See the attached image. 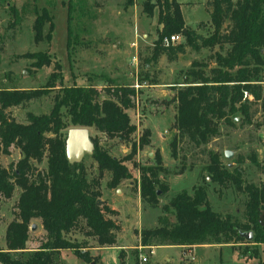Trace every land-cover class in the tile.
I'll use <instances>...</instances> for the list:
<instances>
[{
	"label": "trees",
	"instance_id": "1",
	"mask_svg": "<svg viewBox=\"0 0 264 264\" xmlns=\"http://www.w3.org/2000/svg\"><path fill=\"white\" fill-rule=\"evenodd\" d=\"M2 2L16 17L12 24L17 23L18 11L11 0ZM132 2L125 1L128 4ZM66 3V45L70 55L78 43L71 21L74 14H83L86 0H67ZM209 5L212 29L208 36H203L185 24L181 4L177 0L143 2V11L149 16L158 7L157 22L160 27L152 59L164 54L173 61L187 45L196 50L200 47L213 49L215 46L219 49L214 52V65L208 71L203 69L204 64L193 61L185 71L184 80L175 84L172 125L176 133L170 141L174 158L179 157L178 150H182L180 143L184 140L201 146L220 134L221 124L234 127L251 123V106L256 101H261L264 111V0H209ZM34 12V42H50L54 26L52 14L46 7L35 8ZM46 24L48 27L45 29ZM177 33L185 38V42L162 45L164 36ZM24 56L33 59L32 66L36 68L52 62L46 51L27 52ZM55 69L43 88L0 89V152L8 154L10 147L16 146L21 153L9 168L0 165V195L10 198L16 186L21 189L16 217L5 229L6 247L0 249V264H68L61 259L63 250L72 251L89 264H101L97 261L98 256H92L87 248L115 245L121 227L110 216L118 214L116 210L106 202L96 204L102 194L100 180L108 173L106 186L119 187L123 180L130 178L125 161L133 158L137 148L150 144L151 132L146 128L138 142L132 143L130 154L120 159L99 146L96 137L92 138L94 150L90 156L96 162L97 176L88 179L83 161L70 163L66 157L65 130L93 127L109 138L128 141L135 126L130 122L127 110L132 106L135 90L132 84H119L108 79L110 85L105 91L112 97L97 101L99 90L95 85H62L60 65L56 64ZM57 80L60 82L59 90L47 113L27 112V123H19L8 114V108L47 94ZM243 90H247L251 98L243 100ZM236 117L238 121L234 120ZM258 125L264 126V116ZM183 152L182 158H185L187 151ZM207 154L208 162L199 172L203 183L194 184L191 191L177 192L162 206L163 210L173 215L174 220L170 222L168 216L162 214L155 226L141 229L139 235L143 247L151 250L157 245L264 244V224L260 220L262 215L264 221V182L244 179V170L240 166L244 158L241 155L238 156V165L229 167L222 162L219 152L208 150ZM43 156L46 157L45 170L34 173L32 161H40ZM249 159L259 165L254 153ZM156 160L157 164L139 168L140 200L151 206L158 204V191L167 190V184L161 181L159 174L167 173L168 169L161 164L159 154ZM202 171L206 174L203 175ZM210 183L233 187L246 195L242 220L229 214L222 215L212 207L208 199ZM217 190L220 192V189ZM33 218L41 220L45 237L35 249L28 250L26 242ZM79 225L80 228L84 226V232L74 234L72 229ZM249 230L253 232V238L245 241L239 231ZM88 238H93L94 242L88 244ZM252 251L253 257L258 256L257 248ZM119 260V264H125L122 250Z\"/></svg>",
	"mask_w": 264,
	"mask_h": 264
},
{
	"label": "rangeland",
	"instance_id": "2",
	"mask_svg": "<svg viewBox=\"0 0 264 264\" xmlns=\"http://www.w3.org/2000/svg\"><path fill=\"white\" fill-rule=\"evenodd\" d=\"M137 1L139 2L137 13L134 14V6H131V10L127 9L130 6L125 5V0H86L83 14H74L71 21L78 43L68 55L67 0H11L19 16L15 24H12L16 19L15 15L8 5L0 0V89L43 88L50 74L56 70V64L60 65L62 85L93 84L99 90L97 101L112 97L105 91L110 85L108 79L119 84H132L134 79L141 78L147 82L148 86L143 87L136 97H132V106L127 110L130 122L135 126L128 141L109 138L93 127L88 128L91 139L96 137L99 146L120 159L130 154L132 143L138 142L144 129L148 128L151 132L152 143L141 149L137 148L133 158L125 161L130 171V178L123 180L117 188H109L106 186L109 174L105 173L99 184L102 190L100 198L108 201L116 209L119 208L122 213L121 220H118V214L110 216L115 217L120 226L126 223L124 231L120 233V236L122 233L123 236L119 242L128 246L140 244L138 238L140 230L155 226L158 216L164 214L168 216L170 222L174 220L173 215L163 210L162 206L177 192L191 191L194 184L203 183L199 172L208 162V150L219 152L222 155V162L229 167L238 165V156L241 155L244 158L240 164L244 170V179L255 183L264 182V126L258 125L264 116V111L260 100L251 106V123L238 124L234 127L221 124L220 134L212 137L207 144L194 146L184 140L180 143L182 150H178L179 157H172L170 141L176 133L172 125L175 114V103L172 101L177 86L175 84L184 80L185 71L193 61L204 64L203 69L208 71L214 65L212 58L214 52L219 49L215 46L213 49L200 47L196 50L187 45L184 52L178 54L173 61L164 54L152 59L157 29L160 27L157 22L158 7L156 6L153 15L149 16L143 11V2L140 3L142 0ZM177 1L182 4L186 25L197 33L208 36L212 29L209 0ZM41 7L48 8L53 16L54 26L50 42L35 43L32 29L34 10ZM47 27L48 24L45 29ZM180 42H185L183 36ZM71 44L72 48L73 42ZM36 51L48 52L52 59L51 64L41 68L32 66L33 59L25 57L24 54ZM59 86L60 82L57 80L56 85L47 94L8 108V114L19 123H27V112L47 113L54 103V96ZM234 120L239 119L236 117ZM9 150L8 154L0 152V165L7 168L14 165L21 155L16 146H11ZM183 150L187 151L185 158H182ZM226 150L232 152L229 159L224 155ZM252 153L258 161L257 166L249 159ZM158 154L161 164L168 169L167 173L159 174L161 181L167 184V190L158 191V204L151 206L148 202L140 200L139 168L157 164ZM82 161L88 179L95 178L96 162L90 154H85ZM32 165L34 173L43 172L46 168V157L43 156L40 161H32ZM202 174L205 175L206 172L202 171ZM217 189H220V192ZM20 191L21 189L16 186L10 198L0 195V249L5 247L3 243L6 226L16 217V204ZM245 197L244 193L236 191L233 187L208 184V199L212 207L222 215L229 214L234 219L242 220ZM260 220L261 224H264L262 217ZM40 223L39 218L31 220L27 249H35L44 240L45 231L40 227ZM32 224H35L34 230L31 229ZM72 232L81 235L84 226L80 228L79 225L73 228ZM125 233H129L127 242ZM87 242L92 244L94 239L88 238ZM254 247L258 250L256 257H253ZM125 250L123 251L125 264H149L152 254L147 247H129ZM188 252L198 257V264H264V244L254 245L252 242L198 250L189 248L180 250L175 246H161L156 249V256L163 264H186L185 254ZM25 254L24 252L23 255ZM144 255L147 257V262L141 263V256ZM167 257L171 259L169 262L165 261ZM64 258L68 264L83 263V260L72 252L67 253ZM107 259L109 262L113 261L111 252L107 253Z\"/></svg>",
	"mask_w": 264,
	"mask_h": 264
},
{
	"label": "crops",
	"instance_id": "3",
	"mask_svg": "<svg viewBox=\"0 0 264 264\" xmlns=\"http://www.w3.org/2000/svg\"><path fill=\"white\" fill-rule=\"evenodd\" d=\"M126 1V0H125ZM145 0H142L140 3H142V2H144ZM179 2V1H178ZM125 3V2H124ZM137 4H139V2L137 1V0H133V2L131 3V4H128V3H125V5H127V6H130V7H128L127 9H132V7L131 6H134V8H133V10H134V14L135 13H137ZM180 4H181V2H180ZM129 11V10H128ZM181 11H182V4H181ZM182 15H183V13H182ZM184 18V17H183ZM186 24V23H185ZM129 76V75H128ZM135 80V79H134ZM133 80V81H134ZM152 142H150V144H151ZM104 202H106L105 200H104ZM106 204L110 207V208H112V209H115L117 212H119L120 211V209L118 210V209H116L115 208V206H113V205H111L108 201L106 202ZM120 214H122L121 213V211L118 213V220L120 219L121 220V218H120ZM112 218H114L115 219V217H112ZM125 226H126V223L125 224H121V229L117 232V236H116V243H115V245H113V246H103V247H98V246H91V247H89V248H87L88 249V251H89V253L92 255V256H98V258H99V260H100V262H101V264H119L120 263V260H119V252L122 250V251H124L126 248H129V247H135V248H138V247H140V246H142L141 244H138V245H133V246H128V245H125V243H120L119 241H120V238L123 236V233H122V236H120L121 234V232L122 231H124V229H125ZM40 227L42 228V226H41V223H40ZM129 232V231H128ZM140 233V232H139ZM126 234V238H125V241L127 242V240H129L128 239V235H129V233L127 234V233H125ZM138 238H139V240H140V236L138 235ZM138 238H137V240H138ZM135 241V240H134ZM28 240H27V242H26V246H29L28 245ZM4 245L3 246H5V242L3 243ZM161 246H175V247H178L180 250H183L184 248H189L190 250H198L199 248H211V247H217V248H221V247H223V246H230V245H220V244H200V245H195V246H192V247H183V246H181V245H157V246H153L152 248H151V250H150V252H151V256H150V260H149V263L150 264H163V262H161L160 261V259L156 256V249L157 248H159V247H161ZM6 247V246H5ZM4 247V248H5ZM34 247V246H33ZM143 247V246H142ZM28 250H30V249H28ZM126 251V250H125ZM69 252H72V251H70V250H63V251H61V259L65 262V258H64V256H66V254L67 253H69ZM109 252H111L112 253V255H113V257H114V259H113V261L112 262H109V259H107V253H109ZM73 253V252H72ZM171 259H170V257L168 258L167 257V259L165 260V261H167V262H169ZM180 260V259H179ZM186 264H198L199 263V259H198V257H194V260L193 261H190L189 259L187 260L186 259ZM174 263H177V262H174ZM82 264H86L85 263V261H83V263ZM173 264V263H172Z\"/></svg>",
	"mask_w": 264,
	"mask_h": 264
},
{
	"label": "water",
	"instance_id": "4",
	"mask_svg": "<svg viewBox=\"0 0 264 264\" xmlns=\"http://www.w3.org/2000/svg\"><path fill=\"white\" fill-rule=\"evenodd\" d=\"M94 150V144L89 136V130L86 127H72L69 128L65 138V152L66 157L70 163L80 162L85 154H92ZM224 155L227 159L231 158L232 152L226 150ZM97 205L104 204V200L98 198L96 200ZM261 217H263L261 215ZM31 229H35V224L31 225ZM241 237L250 241L253 238V232L239 231Z\"/></svg>",
	"mask_w": 264,
	"mask_h": 264
},
{
	"label": "built area",
	"instance_id": "5",
	"mask_svg": "<svg viewBox=\"0 0 264 264\" xmlns=\"http://www.w3.org/2000/svg\"><path fill=\"white\" fill-rule=\"evenodd\" d=\"M181 37L182 35L177 33V34H172V35H169V36H164L162 38V45L163 46H170L172 44H176L178 42L181 41ZM148 84L145 80H137L135 79L134 82L132 83V87L134 88L135 90V97L137 96L138 92L143 88V87H147ZM246 98H251L250 94L248 93L247 90H243L242 91V99H246ZM187 259H189L190 261H193L194 260V255L191 253V252H188L185 254ZM147 262V257L144 255V256H141V263H145Z\"/></svg>",
	"mask_w": 264,
	"mask_h": 264
}]
</instances>
